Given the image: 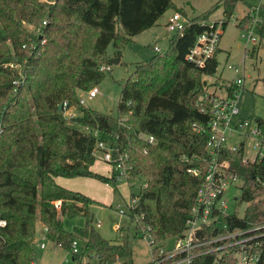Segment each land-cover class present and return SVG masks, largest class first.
I'll return each mask as SVG.
<instances>
[{
	"label": "trees",
	"instance_id": "1",
	"mask_svg": "<svg viewBox=\"0 0 264 264\" xmlns=\"http://www.w3.org/2000/svg\"><path fill=\"white\" fill-rule=\"evenodd\" d=\"M238 1L215 5L223 8L222 29ZM168 9L186 16L172 0H0V221L5 222L0 225V264L33 263L37 222L47 228L53 245L71 251L72 241L81 240L95 264H132L129 242L110 241L92 224L90 206L105 204L55 181L90 177L117 189L113 175L91 169L95 137L85 126L109 135L118 152L127 153L131 176L143 180L136 192L129 187L128 197L135 201L126 214L134 233L146 235L151 245L182 235L201 182L187 168L203 169L207 162L205 134L193 126L209 120L198 98L207 89L204 76L217 67L215 54L198 68L186 61L185 53L207 28L213 8L187 17L183 30L168 37L166 50L135 63L121 85L115 116L85 107L78 96L102 80L101 66L111 70L112 55L120 57L132 38ZM258 10L264 22V6ZM249 22L251 16L245 14L238 26L245 29ZM262 85L264 90V78ZM64 101L78 111L74 118L66 119L58 110ZM256 122L264 140V118ZM147 136H153L152 144ZM222 157L230 159V172L244 179L240 198L249 204L243 216H221L218 224L203 227L200 236L264 223V160L247 163L241 152L228 151ZM76 214L85 217V224L67 232L62 217ZM256 241L255 264H264V234L249 242ZM238 250L211 251L190 264H238Z\"/></svg>",
	"mask_w": 264,
	"mask_h": 264
},
{
	"label": "built area",
	"instance_id": "2",
	"mask_svg": "<svg viewBox=\"0 0 264 264\" xmlns=\"http://www.w3.org/2000/svg\"><path fill=\"white\" fill-rule=\"evenodd\" d=\"M258 13L257 8L250 9L248 15L251 16V22L247 24L244 29L245 32L241 34V37L250 41L251 45L258 43L253 32L256 23L261 22ZM166 25L169 32H181L187 25V17L179 12H172ZM222 31L221 21L207 22V28L196 36L187 49L186 61L198 68L205 67L209 59L214 54L217 55ZM244 48L246 50L247 46ZM153 49L160 51L157 46H154ZM228 68L235 72L234 79L215 85V90L223 91L224 94L219 95L206 89L198 98V106L209 114V120L206 124L197 125L194 123L193 126L198 132L205 134L207 162L203 169L198 166L187 168V172L191 175L201 177L190 217L187 219L185 229L180 236L166 238L161 243L152 245L149 243L151 239L146 235L143 236L148 240L151 247L152 259L149 264H190L196 256L211 251H222L229 246L239 248L236 253L238 264H255L258 260L259 242L256 241L253 245L249 241L264 234V230H262L264 223L246 229H233L211 237L198 234L203 227L211 223L218 224L221 216L230 214L227 212V189L244 182L241 176L230 172V159L222 157L224 153L227 151L231 153L241 152L242 160L247 163L264 160V140L257 122L239 117V97L245 83L243 58L241 65L228 64ZM100 69L107 71L110 67L101 66ZM86 93L88 98H93L99 93V89L93 86ZM79 101L80 103L84 102L82 98ZM61 106L62 114L66 119L74 118L77 115L74 106L68 105L67 101H64ZM84 130L91 132L95 137L91 150L95 160H101L109 166L108 175H113L117 184H128L127 181L132 177L130 174L132 165L127 153H119L118 148L113 145L115 142L112 141L111 137L109 141H106L98 128L92 129L85 126ZM146 140L149 144L154 142L153 136H147ZM143 152L146 153V149ZM237 199L238 196H234V200ZM134 201V197L128 198V206ZM116 208L122 216L123 211L118 206ZM4 224V221H0L1 226ZM96 225L100 226L101 222H97ZM113 228L115 230L122 228L121 218L113 224ZM46 231L47 228L42 226L39 232L41 240H48ZM39 247L44 248L45 243L41 241ZM78 251V240L75 239L71 243V253H78Z\"/></svg>",
	"mask_w": 264,
	"mask_h": 264
},
{
	"label": "rangeland",
	"instance_id": "3",
	"mask_svg": "<svg viewBox=\"0 0 264 264\" xmlns=\"http://www.w3.org/2000/svg\"><path fill=\"white\" fill-rule=\"evenodd\" d=\"M177 7H182L189 17H195L205 14L208 10V21L219 22L224 18L223 8L221 5L215 7L219 0H172ZM264 6V0H240L233 7L231 17L228 23L223 28V33L219 42V49L217 50V67L216 71L211 75L204 76L207 81V90L214 91L219 95H223V91L215 90V85L220 82L231 81L234 79L235 72L228 68V64L241 65L243 58V72L245 75L244 88L240 93L239 117L249 121H256L257 117L264 118V95L262 78H264V22H258V26L253 29L254 36L258 41L257 54L253 50L245 52V46H251V42L246 38H242L241 34L245 32L244 28L238 26L241 18L248 14L251 8H260ZM215 7V8H214ZM172 10H167L157 21L155 25L141 33L135 35L132 41L121 51L122 63L112 64L111 70L104 72V77L96 85L99 93L93 97L88 98L86 91H79V99L84 100L83 104L89 109L108 114L110 116L116 115L117 101L121 90V85L126 77L133 71L134 65L138 61L148 60L154 53V46L159 47L161 51L166 50L168 45V37L172 34L167 30V20ZM186 15V17H187ZM250 23V22H249ZM248 23V24H249ZM247 26V24H246ZM263 35H262V33ZM169 36H165V34ZM262 35V36H261ZM252 45V48L257 46ZM113 47L108 46V52L113 54ZM217 81V82H216ZM78 114V111L76 110ZM102 136L109 141L110 136L102 134ZM95 168L101 172L109 173V166L101 160H96ZM64 178L61 177L60 180ZM74 178H90V177H74ZM93 179V178H90ZM71 180V178H69ZM96 187H88L87 184H79L82 189L94 190L99 195L102 202L106 205L92 204L90 211L92 213V224L96 230L106 239L114 242L128 241L131 245L132 264H149L151 262V247L146 238L134 233V224L129 221L126 214L128 208L127 191L114 189L110 184L106 186L104 182L97 179ZM128 187L136 192L139 189V184L143 182L142 179L131 177L128 181ZM131 183V185H130ZM241 185L230 186L226 192L227 198V212L236 214L241 217L249 204L243 201L241 196ZM81 189V188H78ZM129 196V195H128ZM234 196H238L234 200ZM122 212V216L118 209ZM122 218V228L115 230L113 224ZM63 228L67 232H73L75 227L81 228L85 224V217L81 214H76L73 217H62ZM101 222L97 226V222ZM41 223H36V231L41 230ZM78 240V257L73 259L70 251L59 246H53L49 240H41L37 234L34 239V264H95V258L89 251H84L81 248V240ZM43 241L45 248H40L39 243ZM114 264H125L123 261H117Z\"/></svg>",
	"mask_w": 264,
	"mask_h": 264
},
{
	"label": "crops",
	"instance_id": "4",
	"mask_svg": "<svg viewBox=\"0 0 264 264\" xmlns=\"http://www.w3.org/2000/svg\"><path fill=\"white\" fill-rule=\"evenodd\" d=\"M186 15H187V13H186ZM187 17L188 18H191V17H189L188 15H187ZM147 30V29H146ZM165 36H169L167 33L165 34ZM219 49V48H218ZM247 51L249 50V51H251V50H253L254 51V53H256L257 54V51H258V44H257V46H255V47H253L252 48V45L249 47V46H247V49H246ZM245 50V51H246ZM112 56H114V55H112ZM121 60H122V54H121V56H120V61H119V63L121 62ZM96 161V160H95ZM95 166H97V164H95V162L93 163V165L91 166V169L93 170V171H95V172H98V173H101V174H105V173H103V172H101L100 170H97L96 168H95ZM109 173H107V174H105V175H108ZM60 178L61 177H56L55 178V181L58 183V184H60V185H62V186H64V187H66V188H68V189H71V190H76V191H80V192H82V193H84V194H86L87 196H89L90 198H92V199H94V200H96V201H100V202H102L101 201V198L99 197V195L98 194H96L95 192L96 191H94V190H88V189H82V187L79 185V184H87L88 185V187H96L97 185H96V180H93V179H90V178H87V179H85V178H71V180H69V178H62L61 180H60ZM106 186H108L109 184H107V183H104ZM128 185H129V183L127 184V183H120V184H118L117 185V188L118 189H120L121 191H127V197H126V199L127 198H129L128 197V195H129V187H128ZM78 188H81V189H78ZM102 203H104L105 204V202H102ZM106 205V204H105ZM122 219V218H121ZM123 221V220H122ZM122 225H123V222H122ZM43 225L41 224V227H42ZM134 227V226H133ZM41 230V229H40ZM39 236H40V234H38ZM46 247V246H45ZM44 247V248H45ZM71 252V251H70ZM71 254H73V253H71ZM94 257V256H93ZM95 258V257H94ZM95 261H96V258H95ZM33 263H35L34 261H33ZM96 263V262H95Z\"/></svg>",
	"mask_w": 264,
	"mask_h": 264
},
{
	"label": "water",
	"instance_id": "5",
	"mask_svg": "<svg viewBox=\"0 0 264 264\" xmlns=\"http://www.w3.org/2000/svg\"><path fill=\"white\" fill-rule=\"evenodd\" d=\"M110 61L113 63V64H118L119 61H120V57L119 56H112L110 57ZM62 109V106L61 104L58 105V110L60 111Z\"/></svg>",
	"mask_w": 264,
	"mask_h": 264
}]
</instances>
